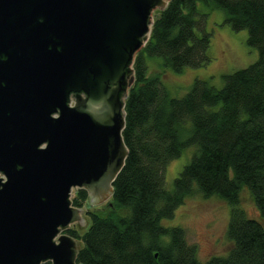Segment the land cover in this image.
Returning a JSON list of instances; mask_svg holds the SVG:
<instances>
[{
  "label": "water",
  "instance_id": "95a60500",
  "mask_svg": "<svg viewBox=\"0 0 264 264\" xmlns=\"http://www.w3.org/2000/svg\"><path fill=\"white\" fill-rule=\"evenodd\" d=\"M169 2L0 0V264H78L73 191L113 195L134 62Z\"/></svg>",
  "mask_w": 264,
  "mask_h": 264
},
{
  "label": "trees",
  "instance_id": "16d2710c",
  "mask_svg": "<svg viewBox=\"0 0 264 264\" xmlns=\"http://www.w3.org/2000/svg\"><path fill=\"white\" fill-rule=\"evenodd\" d=\"M200 3L224 10L234 30H247L259 57L226 75L220 89L196 79L185 95L172 97L161 75H150L148 57H161L177 72L209 60L211 35ZM134 74L125 105V165L113 182L109 211H91L88 230L71 233L82 243L78 264H264V225L240 203L242 189H249L264 218V0H170L157 11ZM189 148L190 161L169 186V163ZM195 191L231 206L233 246L205 263L185 229L163 224ZM87 198L78 189L73 205Z\"/></svg>",
  "mask_w": 264,
  "mask_h": 264
},
{
  "label": "rangeland",
  "instance_id": "374dc122",
  "mask_svg": "<svg viewBox=\"0 0 264 264\" xmlns=\"http://www.w3.org/2000/svg\"><path fill=\"white\" fill-rule=\"evenodd\" d=\"M205 17V29L211 35L210 46L207 50L209 60L199 67H185L177 72L166 67L161 57H148L149 73L160 74L162 80L172 97L185 95L196 79L207 81L210 85L220 89L225 84V76L234 71L248 67L259 57L258 49L251 47L247 30H234L225 22L226 13L221 9H211L200 3ZM156 10L154 16L157 14ZM186 135H184L185 137ZM193 148L185 149L176 159L172 160L166 170V181L169 186L179 175L183 167L190 161ZM77 190L73 191L72 199ZM110 198V199H109ZM104 201L91 204L94 212L107 213L112 196ZM240 203L247 216L264 225L251 191L243 188L240 193ZM78 207V206H75ZM80 208L84 209L82 217L85 218L84 226L78 225L81 234L85 233L91 225L89 214L86 213L88 203ZM231 215V206L218 195L209 197L195 191L187 196L173 218L164 220L165 226H179L185 229L187 240L197 247L198 259L205 263L216 256H226L233 244L227 236V227ZM79 223V221L77 222Z\"/></svg>",
  "mask_w": 264,
  "mask_h": 264
},
{
  "label": "flooded vegetation",
  "instance_id": "af4514ba",
  "mask_svg": "<svg viewBox=\"0 0 264 264\" xmlns=\"http://www.w3.org/2000/svg\"><path fill=\"white\" fill-rule=\"evenodd\" d=\"M81 97L82 98H85V94L84 93H81ZM77 97H76V95H72V101H71V106H74L75 104H76V102H77ZM88 192V191H87ZM109 197H111V195H110V191L108 190V189H104V191L103 192H101L99 195H97V199L98 200H100V201H104V200H106L107 198H109ZM110 199V198H109ZM109 200L107 199V202H108ZM87 203H88V208H87V211H86V213L87 214H90V212L92 211L91 210V199H90V196H89V193H88V198H87V201H86ZM85 202V203H86ZM109 204H110V202H109ZM108 204V205H109ZM81 224H82V222H80ZM80 223H74V224H72L68 229H66L63 233L64 234H67V235H70L72 238H74L76 241H77V243H78V247H79V243H80V239H78L77 237H74V236H72L71 235V233L73 232L74 234H76V235H81V233L79 232V230H78V225H80ZM81 226V225H80ZM80 248V247H79Z\"/></svg>",
  "mask_w": 264,
  "mask_h": 264
}]
</instances>
